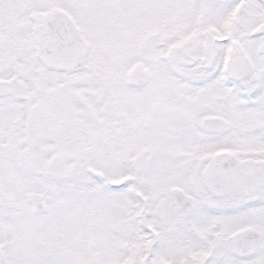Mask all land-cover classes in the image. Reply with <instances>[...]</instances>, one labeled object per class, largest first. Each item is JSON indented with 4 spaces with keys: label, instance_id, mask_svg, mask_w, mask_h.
<instances>
[{
    "label": "snow or ice",
    "instance_id": "obj_1",
    "mask_svg": "<svg viewBox=\"0 0 264 264\" xmlns=\"http://www.w3.org/2000/svg\"><path fill=\"white\" fill-rule=\"evenodd\" d=\"M0 264H264V0H0Z\"/></svg>",
    "mask_w": 264,
    "mask_h": 264
}]
</instances>
